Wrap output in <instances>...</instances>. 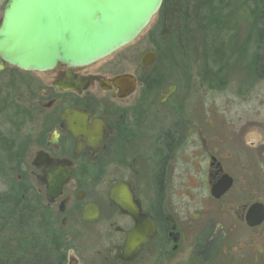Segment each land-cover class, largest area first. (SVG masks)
I'll use <instances>...</instances> for the list:
<instances>
[{"label":"flooded vegetation","instance_id":"obj_1","mask_svg":"<svg viewBox=\"0 0 264 264\" xmlns=\"http://www.w3.org/2000/svg\"><path fill=\"white\" fill-rule=\"evenodd\" d=\"M7 2L0 0V23ZM146 52H153L155 61L143 66L141 58L143 73L121 74L106 73L96 63H59L47 71L24 70L0 57V73L6 71L7 65L12 66L13 73L30 72L23 89L29 100L28 109L40 116L39 129L29 138L33 149L27 157L23 156L21 165V173L29 177L26 185L47 206L53 210L58 207L55 217L63 227L81 225L99 231L101 237L102 244H97L102 248L95 250L97 259L69 255L67 264H134L149 260L158 250L172 257L180 253L188 239L192 217L193 168L200 176L197 186L205 191L202 215L215 205L218 210L231 213L235 224L247 229L264 223L250 227L246 221L250 205H264L263 201L251 202L236 193L227 199L236 188L240 172L247 177L242 190L249 192V178L255 172L251 151L264 145L245 141L247 122L236 128L219 118V110H215V120L209 119L207 105L192 110L189 87L180 88L174 79L164 83L161 73L147 79L159 51ZM125 74L131 78L121 88L114 80ZM71 126L76 132L70 130ZM49 160H72L70 179L63 186L62 195L52 203L46 198ZM102 176L108 177L106 199L94 187L95 180ZM229 178L231 186L216 198L213 190L222 189ZM31 179L36 181L34 185ZM116 182L129 185L141 213L151 218L155 228L130 261L124 249L136 221L110 200V190ZM89 205L96 208L98 218L84 222L82 214ZM217 225L210 219L204 223L205 248Z\"/></svg>","mask_w":264,"mask_h":264},{"label":"rangeland","instance_id":"obj_2","mask_svg":"<svg viewBox=\"0 0 264 264\" xmlns=\"http://www.w3.org/2000/svg\"><path fill=\"white\" fill-rule=\"evenodd\" d=\"M184 1L183 22L178 27L180 30L171 35L173 37L161 35L157 14L136 40L95 65L111 74L143 73L140 67L142 55L156 49L159 51L158 60L147 79L161 73L164 83L174 79L180 88L189 87L192 110L207 105L209 119L215 120V110H219V118L229 121L227 125L236 128H241L242 123L247 122L249 127L245 130V141L255 146L264 145V58L257 69L254 66L257 57L264 56V45L258 44L255 36L253 13L256 11L253 0ZM214 16L223 25H215ZM211 19L213 21L210 24ZM29 79L30 72L13 73L9 65L5 72L0 73V98L8 97V104L14 105L8 111L7 108L5 110L6 106L2 107L7 112L0 113V132L16 135L24 157L33 149L34 143L29 138L37 133L40 124L37 112L28 109L29 100L23 89V84ZM14 108L22 110V122L11 127L8 117H12ZM261 147V151H251L255 157V172L249 178V192L242 190L243 180L247 177L240 172L236 188L227 199L233 198L236 193L251 202H264V146ZM19 175L18 179L22 183L29 181L23 171ZM199 177L193 168L192 217L188 239L182 251L172 257L158 250L149 260L134 264H264V223L247 229L235 224L231 213L222 212L215 205H211L207 215H202L205 191L197 186ZM95 181L97 194L106 199L108 177L102 176ZM30 182L33 185L36 183L33 179ZM9 185L1 173L0 191ZM57 211L58 207L53 210L54 214ZM54 219L57 221L56 227L65 236V264L69 255L76 258L84 255L86 260L98 258L95 250L102 248V245L97 244L101 243L99 231H92L80 224L68 229V226H62L60 219ZM209 219L217 221L218 225L215 234L209 237V246L205 248L202 229ZM215 238L217 240L210 243Z\"/></svg>","mask_w":264,"mask_h":264},{"label":"water","instance_id":"obj_3","mask_svg":"<svg viewBox=\"0 0 264 264\" xmlns=\"http://www.w3.org/2000/svg\"><path fill=\"white\" fill-rule=\"evenodd\" d=\"M164 0H8L0 23V57L24 70L47 71L59 63L86 66L102 60L136 40L159 13ZM155 61L146 52L141 64ZM1 69V66H0ZM131 76L120 75L114 83L122 88ZM76 132L75 126H71ZM89 145H94L90 142ZM79 151H76L75 155ZM50 161V160H49ZM47 173V202L62 195L71 176L72 160L50 161ZM213 190L221 197L231 186ZM110 200L136 221L124 249L127 260H133L155 232L151 218L141 213L128 184L116 182ZM98 218L95 207L82 214L84 222ZM247 224L255 227L264 222V205L255 202L246 215ZM125 255V256H126Z\"/></svg>","mask_w":264,"mask_h":264},{"label":"trees","instance_id":"obj_4","mask_svg":"<svg viewBox=\"0 0 264 264\" xmlns=\"http://www.w3.org/2000/svg\"><path fill=\"white\" fill-rule=\"evenodd\" d=\"M252 3L256 11L253 13L255 36L258 44L264 45V0H253ZM184 9V0L163 1L158 13L163 37L171 38L180 30ZM214 19L209 23L223 25L217 17ZM262 58L264 56L257 57L255 69L262 64ZM8 103V97L0 98V113H6L14 106ZM4 106L7 111L2 109ZM15 109L12 117H8L11 127L22 122V110ZM16 138L14 133L0 132V174L10 183L8 188L0 191V264H65L67 245L62 231L56 227L53 209L26 182L18 179L23 154Z\"/></svg>","mask_w":264,"mask_h":264}]
</instances>
